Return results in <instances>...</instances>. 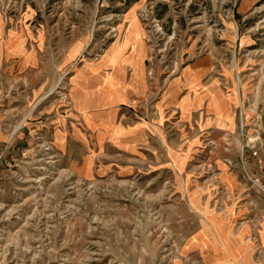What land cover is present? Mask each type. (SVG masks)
Returning a JSON list of instances; mask_svg holds the SVG:
<instances>
[{
  "label": "rangeland",
  "instance_id": "rangeland-1",
  "mask_svg": "<svg viewBox=\"0 0 264 264\" xmlns=\"http://www.w3.org/2000/svg\"><path fill=\"white\" fill-rule=\"evenodd\" d=\"M136 27L148 91L119 122L150 145L56 148L72 77ZM0 32L35 56L0 94V264H264V192L239 160L264 139V0H0Z\"/></svg>",
  "mask_w": 264,
  "mask_h": 264
},
{
  "label": "crops",
  "instance_id": "crops-1",
  "mask_svg": "<svg viewBox=\"0 0 264 264\" xmlns=\"http://www.w3.org/2000/svg\"><path fill=\"white\" fill-rule=\"evenodd\" d=\"M137 29L134 28L132 35L124 36L120 42L113 45L105 59L98 65L95 61L76 71L71 80L70 90L71 115H69L73 123L69 129L66 127L56 131L54 136L56 148L91 149L92 144L96 147V138L102 143L106 141V136L110 138L109 144L112 148L126 147L136 152L141 144L150 145L144 124L134 126L135 128H125L119 122L120 113H123L119 108L128 105L134 98H144L148 91L145 74L148 50L142 38L136 34ZM21 43L25 42L15 37H1L0 32L1 95L6 83L10 85L6 72L10 70L15 72L17 77L12 81L16 84L20 81L21 72L30 71L35 66V56L31 54V48L27 51ZM205 77V73L194 70L187 82V89L201 91ZM178 93L179 91L174 92V95ZM183 107V116L189 115L190 104L185 102ZM64 123L65 121H62L60 125ZM230 258H225L222 253L216 255L213 253L211 260L218 263Z\"/></svg>",
  "mask_w": 264,
  "mask_h": 264
},
{
  "label": "built area",
  "instance_id": "built-area-1",
  "mask_svg": "<svg viewBox=\"0 0 264 264\" xmlns=\"http://www.w3.org/2000/svg\"><path fill=\"white\" fill-rule=\"evenodd\" d=\"M263 149V134L260 130H253L252 137L244 139V146L239 160L245 178L253 187L264 192V160L258 159V153Z\"/></svg>",
  "mask_w": 264,
  "mask_h": 264
},
{
  "label": "bare ground",
  "instance_id": "bare-ground-1",
  "mask_svg": "<svg viewBox=\"0 0 264 264\" xmlns=\"http://www.w3.org/2000/svg\"><path fill=\"white\" fill-rule=\"evenodd\" d=\"M225 121H230V119L228 118V120L226 119Z\"/></svg>",
  "mask_w": 264,
  "mask_h": 264
}]
</instances>
